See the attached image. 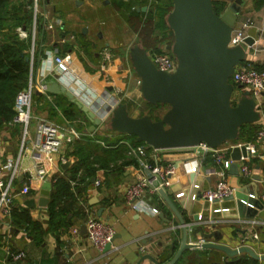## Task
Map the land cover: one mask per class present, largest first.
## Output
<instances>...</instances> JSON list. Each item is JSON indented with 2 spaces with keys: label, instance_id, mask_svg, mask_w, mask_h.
Wrapping results in <instances>:
<instances>
[{
  "label": "crops",
  "instance_id": "0c3cea01",
  "mask_svg": "<svg viewBox=\"0 0 264 264\" xmlns=\"http://www.w3.org/2000/svg\"><path fill=\"white\" fill-rule=\"evenodd\" d=\"M213 1L222 3L224 7L233 2V0ZM155 2L156 0L150 2L46 0L42 6V12L51 8L54 19L59 20L60 25L56 27L53 23V28L49 29L52 31L46 33L44 28L41 29L44 23L43 18V23L39 22L40 20L37 21L38 17L35 20L36 29L38 25L41 37L37 44L35 38L34 81L40 79L38 74L43 72V80L46 84L57 81L71 93L72 99L66 97L64 93L44 95L35 90L27 132L24 133L21 124L0 128L1 177L13 190L14 198L11 208L27 213L36 226L27 228L24 223H16L11 219L9 213L5 215L0 211V264H152L149 260L139 263L141 256L146 254L157 259L159 264H167L173 259L180 246L182 229L178 217L163 197L149 192L145 195V204L157 211L154 215L148 211L137 212L130 209L122 196L124 188L134 183L139 177L136 159L127 153L128 145L132 147L136 145L128 135L115 134L109 130L100 132L103 122L95 125L94 119L87 117L73 102L75 100L86 106L98 118L99 112L103 110L102 105L109 100L108 95H114V92L110 91L111 88L107 87L108 92H105L106 86L98 71L99 51L109 48L114 54L115 65L107 70V74L122 90L118 98L120 102L126 104L129 115L133 116L130 113L131 109L140 106L144 101L138 91L137 77L130 68L128 49L135 43L143 46V41L135 38L131 44H125L122 38L129 34L132 20L140 22L148 19L147 23H152L148 14L153 13ZM143 6L147 7V11L137 12ZM132 10L140 16H134ZM33 22L32 15V25ZM234 30H240L244 37H251L254 40V44L248 48L246 60L250 61L256 69L263 70L264 0H244ZM50 33L54 38L57 37V41L47 45L44 37H47L45 34ZM69 35L73 36L74 43L58 42ZM155 35L158 36L151 34L157 44L166 47L167 40H160L158 43L159 38ZM80 43L86 45L81 46ZM59 47L69 48L61 52ZM80 47H87L86 52ZM55 53L61 57H70L72 73L63 75L57 73L52 61ZM126 74H131L128 81L124 79ZM57 76L58 78L61 76L59 80H56ZM86 81H91L92 88L90 85H85ZM57 100H62L63 105L72 104L77 120L70 123L65 121L61 117L60 110L53 106ZM262 100V104L258 107L261 119L259 123L254 124L256 129L260 124H264V94ZM38 119L52 123L63 133L58 154L46 156L34 151ZM68 130L77 133L78 138L68 134ZM77 145L91 151L90 160L96 158V167L105 158L109 162V168H98L94 176L82 183H77L79 175L75 181H72L71 169L77 164V158L73 153ZM257 147L263 159L251 162L253 167L251 178L243 179L239 176L238 170L237 174H233L230 167L226 172V181L235 188L234 194L252 197L255 201L253 204L245 203L246 210L242 218L238 215L234 200L209 205L203 201L191 199V196L198 194L199 190L213 188L218 181V168L210 157H197L196 153L191 154L192 151L189 149H172L158 151L157 158L148 157V162L161 165H166L168 162L175 164V172L168 178L164 192L186 223L200 225L208 232L219 231L220 243L228 247L236 248L245 244L256 254L264 255V209L259 205L264 182V141ZM61 158L65 162H62ZM194 160L197 162L196 170L188 172ZM185 162L188 163L184 164ZM63 165L67 167L63 168ZM41 176L43 178H40ZM57 178L70 183L69 187L75 193V202L72 203L70 198H67V192L56 195V198H60L55 208L59 214L50 219L48 205L56 194L53 181ZM95 181L99 184L96 185ZM45 183L50 185L48 203L40 206L39 199L42 197L40 191L44 189ZM22 186L28 187V194H19ZM28 200H33L32 207L25 205ZM217 209L227 210L213 212ZM195 214L201 216V219L208 217V220L194 222L192 218ZM248 215L252 218H248ZM89 216L99 218L115 229L117 237L107 253H99L87 242L86 230H82V227H85V221ZM208 221L214 223L209 225ZM65 224L68 225L65 226ZM252 233L256 234V239H252ZM188 238L191 243L200 241L199 235L196 238L191 236ZM172 244L175 245L174 252L170 250ZM141 248L145 250L144 254L140 253ZM18 250L24 251L25 258L15 262L12 256ZM200 250L202 249L189 250L183 255L187 253L192 258ZM212 251L219 256L217 260L211 257L212 264L222 263L224 259L230 262L237 258H242L241 264H264V260H256L246 254L222 259L223 253Z\"/></svg>",
  "mask_w": 264,
  "mask_h": 264
},
{
  "label": "water",
  "instance_id": "95a60500",
  "mask_svg": "<svg viewBox=\"0 0 264 264\" xmlns=\"http://www.w3.org/2000/svg\"><path fill=\"white\" fill-rule=\"evenodd\" d=\"M171 3L172 8L165 17V23L172 33L173 40L166 46V50L175 59V70L171 73L158 70L151 62L147 50L139 43L128 49L130 68L139 79L138 91L141 99L152 106L167 107L161 118L153 120L147 114L133 117L122 102L113 108L109 104H103V110L97 118L86 106L75 100L73 102L87 117L94 119L95 125H99L100 117L109 112L107 124L110 132L133 136L136 142L155 150L193 148L200 144L214 149L234 142L238 139L242 126L257 124L261 119L257 102L250 96L249 91L236 90L230 82L236 67L247 59L248 48L254 44L251 37H245L239 44L230 45L244 0H233L221 11L215 9L213 0H171ZM146 11V6L137 10L142 13ZM25 61L28 62L29 59L25 58ZM45 93H64L72 99L71 93L57 81L46 84ZM244 154V147L234 148L230 157L237 161L240 155ZM230 171L237 174L236 163L231 164ZM43 187L40 191V206L48 203L50 185L45 183ZM159 194L178 217L182 229L180 246L167 264H176L186 251L194 249L216 250L227 258L246 254L253 259L264 260V255L256 254L247 245L231 248L220 243L219 231L208 232L200 225L186 223L164 190ZM225 200L235 201L240 218L244 216L245 203L255 202L252 197L238 193L228 196ZM25 205L32 207L34 202L28 200ZM259 205L262 206L261 203ZM247 217L252 218L251 215ZM192 219L197 222L199 215L195 214ZM205 219L208 220V217ZM82 230H85V227H82ZM197 235L200 241L189 242L188 236L196 238ZM116 237L114 235L105 246L104 253L111 249ZM174 249L175 245L172 244L170 250L174 252ZM144 260L159 264L157 259L148 254L141 256L139 263Z\"/></svg>",
  "mask_w": 264,
  "mask_h": 264
},
{
  "label": "built area",
  "instance_id": "2783aa9c",
  "mask_svg": "<svg viewBox=\"0 0 264 264\" xmlns=\"http://www.w3.org/2000/svg\"><path fill=\"white\" fill-rule=\"evenodd\" d=\"M139 1H152V0H139ZM42 2L44 5L45 0H31V6H33V33L30 37L31 45L29 50V67H30V78L27 87L20 91L15 100L14 110L15 116L12 120V124H21L24 130V133L27 132V127L31 119V109L33 106V93L35 90L40 94L47 95L45 93L46 83L43 80L44 74L40 72L38 76L40 79L34 81V45H35V32L36 24L35 20L38 14V3ZM43 26L48 29H52L53 23L59 24V20H55L52 24L48 23L46 25V14L43 13ZM16 32L20 39H26L29 35L26 34L24 29L18 28ZM243 33L238 31H233L231 36L230 45L234 46L239 44L244 39ZM69 39H73V36H70ZM64 43V41H61ZM163 51L161 53H148L151 62L155 65L158 70L171 73L176 68V62L170 52L166 50V47H162ZM41 61V60H40ZM53 63L56 66L57 73L69 74L71 72L70 68V57L64 56L61 57L57 53L54 54ZM115 61L114 54L109 48H103L99 51V62H98V71L103 80V83L107 87L111 88V92H114V95H108V102L111 108H113L117 103L120 102L118 95L121 94L122 90L116 86L115 82L107 74V70L113 67ZM131 73V72H130ZM61 77V76H60ZM59 77V78H60ZM58 78V80H59ZM131 74H126L124 77L125 80H129ZM230 82L234 85L235 89L249 91L250 96L253 97L257 102V107H259L263 100L262 96L264 94V69L257 70L250 61L245 60L239 64L234 74L230 78ZM136 83L139 86V79H136ZM86 86L91 85V81H86ZM108 92V91H107ZM110 92V93H111ZM238 93V91H237ZM117 94V97H116ZM109 112L106 115L102 116L101 121L104 123L108 119ZM73 137L78 138L77 133L70 131ZM63 140V133L58 127L52 123L44 120L38 119L37 130H36V140L34 143V151L39 155H55L60 152L61 144ZM69 140V139H68ZM264 141V124H260L255 131L254 140L249 142H228L223 144L218 148H209L205 144H200L193 148H184L192 151L191 154L196 153L197 157H210L215 165L217 166L218 181L213 188L199 190L196 195H192L191 199L200 200L207 204L220 203L225 200L228 196L234 195L235 188L229 185L226 181V172L228 171L232 163L237 164V170L240 177L243 179H249L253 175V167L251 162L253 160L263 159L262 155L259 154L258 145ZM244 147L245 154L240 155L237 161H233L230 157V153L234 148ZM161 150L152 149L145 144L138 145L135 147L127 146L128 155L133 156L136 159L137 166L139 169V177L137 180L126 186L122 192V196L125 200L127 206L137 212L148 211L154 215L157 211L153 208H149L144 201V197L149 192L150 194L159 195L161 190H164V187L167 185L168 178L175 172V164L173 162H168L166 165H161L160 163L150 164L148 162V157L157 158V153ZM62 162H65L61 158ZM188 162H185L186 164ZM192 165L189 167L188 172H195L197 162L196 160L191 162ZM2 169L0 167V211L7 215L11 209L13 202L14 194L10 185H6L2 180ZM40 178H43L41 176ZM95 184L98 185L99 182L95 181ZM29 193L27 186H22L19 190V194L26 195ZM262 207L264 209V182H263V191L260 195ZM227 209H217L213 212H222ZM199 222H203L201 216H199ZM209 225H212L211 221L207 222ZM85 230H86V239L88 244L95 248L99 253H104L105 246L110 243L114 235L116 234L115 229L109 223L95 217H88L85 221ZM252 239H256V234H251ZM244 243V239L241 240ZM245 245V244H241ZM145 250L140 249V253L144 254ZM25 258V253L22 250H18L12 256L13 261L20 262Z\"/></svg>",
  "mask_w": 264,
  "mask_h": 264
},
{
  "label": "trees",
  "instance_id": "16d2710c",
  "mask_svg": "<svg viewBox=\"0 0 264 264\" xmlns=\"http://www.w3.org/2000/svg\"><path fill=\"white\" fill-rule=\"evenodd\" d=\"M213 5L217 11H221L224 7L222 3L216 1H213ZM28 6L29 0H0V128L12 125V120L15 116L14 104L16 96L20 91L27 87L30 78L29 62L25 61V58L29 57L28 50L30 48V37L20 39L16 32V29L18 28L26 31L32 24V13ZM130 7L131 6L128 4V8ZM153 7V13L148 14L149 19L152 21L148 27L150 35L157 34L158 36H155L159 38V40H157L158 43L160 40H167V45H170L173 37L171 31L165 23V17L172 8L171 0H156ZM132 13L134 16H140L135 12V10H132ZM147 20L140 21L141 29L145 28ZM41 29H43L42 26ZM80 44L81 46H84L85 43ZM143 47L147 50L145 46ZM59 48L62 52L69 47ZM80 49L86 52L87 47H80ZM150 51L154 53H161L163 48L161 44L159 45L156 42V46L150 49ZM62 103V100H57L53 103L55 109L60 110L61 117L69 123L77 120V114L72 110V104L63 105ZM144 103L148 107H155L147 104L146 102ZM148 115L150 116V114ZM255 131V125L242 126L239 131V137L236 141H253ZM130 139H132L136 146L142 145V143H136L133 136H130ZM73 155L77 158V164L71 169V180L75 181L77 175H79L80 177L78 178L77 183L87 181L90 177L94 176V173L98 168H109V162L106 161L105 158H103L104 163H99L100 165L96 167V158L92 161L90 160L91 151L86 147L79 145L75 146ZM53 186L55 187L56 194L48 205L50 219L59 214L55 210L58 205V201L60 200V198H56L59 193L67 192V198H70L72 203L75 202V193L72 192V189L69 187L70 183L68 181L57 178L53 181ZM9 217H11V219H13L16 223H24L27 228L36 227L35 223L30 220L27 213L18 212L15 208L10 209ZM67 225L68 224H65V226ZM211 257L215 258L214 260L219 258L214 251L202 249L192 258L186 253L176 264H184V261H186L185 264H212L213 261L211 260ZM224 257L225 256L222 255V259H224ZM241 261L242 258L232 259L230 262H227V260L224 259L222 263L218 264H241Z\"/></svg>",
  "mask_w": 264,
  "mask_h": 264
},
{
  "label": "rangeland",
  "instance_id": "374dc122",
  "mask_svg": "<svg viewBox=\"0 0 264 264\" xmlns=\"http://www.w3.org/2000/svg\"><path fill=\"white\" fill-rule=\"evenodd\" d=\"M14 1H16V0H14ZM30 3L31 2L29 0L28 8H29V10L31 11V13L33 15V13H34L33 6H31ZM42 6H43L42 2H39L38 3V14H37L38 18H37V21L40 20L39 22H42V18H43L42 15H43V13H45L46 14V18H47L46 22L48 21V22H50L52 24L55 21V19L53 17V13H52L51 8H47L45 11L42 12ZM39 16H40V18H39ZM66 18H67V15L65 14V19ZM70 19L73 20V18H70ZM131 23H133V24L131 25V27L129 26V28L131 29L129 34L122 38L124 40L125 44H127V43L131 44L132 42H134L135 38L142 39L143 46H145L147 48V50H149L147 52L150 53L151 52L150 49H152L154 46H156V41L150 35V32L148 30V27L150 26V23H145L146 26H145L144 29H141V23L138 22V20L137 21L136 20H132ZM46 25H48V23H46ZM58 25H60V21H59V24H56L54 26L58 27ZM42 28H44V31H47L46 33H48L49 31H52V30H49L47 27H44V26ZM35 30H36L35 38H36V44H37V41L41 37L40 33H39L38 25H37V29H35ZM25 32H26L27 35H29V37H31L32 33H33V25L31 24L30 28L28 30H26ZM45 36H47V37H44L45 43H47V45H49L51 42H53V41H55L57 39L56 36H55V38H54V36H51V33L50 34H45ZM69 37H70V35L67 38H63V39L58 40V42L61 43V41H64L63 44L68 43V42H73L74 38L73 39H69ZM29 50H28V52H29ZM166 109H167V107L163 106V105H159V106H155L154 108H151V107H148L147 105H145L144 102H142V104L140 106H137L135 109H131L130 113L133 116H135V117H140L141 115L150 114V116L152 117L153 120H158V119L161 118V116L166 111ZM107 130H108V124H107V120H105V122L101 125V128L99 129V131L100 132H106ZM68 134L71 135L70 130H68Z\"/></svg>",
  "mask_w": 264,
  "mask_h": 264
}]
</instances>
